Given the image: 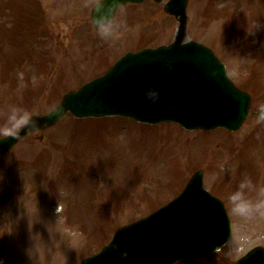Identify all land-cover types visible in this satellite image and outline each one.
<instances>
[{"label": "rangeland", "instance_id": "374dc122", "mask_svg": "<svg viewBox=\"0 0 264 264\" xmlns=\"http://www.w3.org/2000/svg\"><path fill=\"white\" fill-rule=\"evenodd\" d=\"M64 1L82 14L61 20L59 0L58 5L54 0H0V127L11 108L45 114L63 93L102 74L126 50L167 38L155 36V23L145 16L156 6L124 5L110 32L124 36L123 41L106 38L111 46L88 57H58L55 50L88 53L76 41L71 44L69 32L88 19L97 0ZM187 7L190 29L208 17L205 35L195 40L213 47L235 86L251 95V110L264 105V0H189ZM28 39V50L35 47L38 57L25 55ZM254 121L247 117L237 134L222 140L227 133L218 130L186 132L170 123L148 126L67 115L42 138L26 137L0 158V258L4 264H79L118 228L170 201L199 168L207 190L225 193L251 181L252 193L254 175L246 165L252 158L259 171L264 166V151L248 137ZM232 145L242 151H231ZM228 166L235 171L233 180ZM228 197L225 203L232 208ZM229 217L231 237L218 253L192 254L173 264H232L255 246L264 248V216L232 212Z\"/></svg>", "mask_w": 264, "mask_h": 264}, {"label": "water", "instance_id": "95a60500", "mask_svg": "<svg viewBox=\"0 0 264 264\" xmlns=\"http://www.w3.org/2000/svg\"><path fill=\"white\" fill-rule=\"evenodd\" d=\"M126 1L141 0H106L98 9H114ZM175 4L183 8L182 0ZM203 49L186 44L183 51L171 46L169 52L146 49L127 54L103 76L63 95L51 112L33 119L39 130L70 113L77 118L118 115L150 124L171 121L188 130L223 127L236 131L246 117L249 95L235 88L224 66ZM150 89L159 93L155 105L146 97ZM57 109L63 111L58 115ZM29 131L20 129L16 137L0 139V155ZM229 235L222 204L203 190L199 172L178 198L119 229L107 247L81 264H171L191 253L216 251ZM233 264H264V250L255 248Z\"/></svg>", "mask_w": 264, "mask_h": 264}, {"label": "clouds", "instance_id": "9594fccd", "mask_svg": "<svg viewBox=\"0 0 264 264\" xmlns=\"http://www.w3.org/2000/svg\"><path fill=\"white\" fill-rule=\"evenodd\" d=\"M99 0H97V3ZM98 30L108 35L111 32V22L98 21ZM147 99L152 104H156L159 100V93L155 90H149L146 93ZM63 109H57L59 115ZM27 128L29 130H39L40 127L33 119V116L26 110L19 108H11L8 114L7 122L0 127V135L8 137H16L20 129ZM2 179V177H0ZM251 189V181H243L238 187L232 191L228 197L231 202L232 212L242 217H251L254 214H264V198L253 200L250 198L249 191ZM264 191V190H262ZM0 264H4L3 258H0Z\"/></svg>", "mask_w": 264, "mask_h": 264}, {"label": "flooded vegetation", "instance_id": "af4514ba", "mask_svg": "<svg viewBox=\"0 0 264 264\" xmlns=\"http://www.w3.org/2000/svg\"><path fill=\"white\" fill-rule=\"evenodd\" d=\"M84 7H87L86 6V3H83ZM72 12L76 13L77 15L78 14H82L80 10H73L72 9ZM84 13H86V11L84 10ZM121 15L123 16V13H121ZM154 15H155V18H160V15H163V11H162V8L160 6V4H157V6L155 7V11H154ZM164 17L167 19V20H171L172 22L175 23V20L173 17H167L164 15ZM160 23V22H159ZM169 31L170 35L169 37H172L173 34H174V28L172 26V28H168V26L166 25H163V24H159L156 26L155 28V36L159 33L161 34H165V31ZM73 32V30H72ZM82 34V36H81ZM112 33L108 34V35H105L106 37L104 38L106 40V38H110ZM74 37L77 38L80 37V41L77 40L78 44L83 46V47H90L93 43V39L92 37L90 36V30H89V27H86V26H83V27H79L76 29V31L74 32ZM58 55H61L63 53V50H56L55 51ZM256 127V124H254V127L253 129L251 130V132L255 131ZM261 129V133L262 135H264L263 131H264V125H262L260 127ZM263 141H264V137H263ZM262 150L264 151V142H263V145L261 146ZM255 167V170L254 169H251L250 171V174L253 176L254 175V181L257 182V181H260L261 184H264V166H263V169L261 171H259V169L257 168H260V164H256V163H252ZM252 164H251V167H252ZM254 182V183H255ZM253 190V185L251 184V189H250V192ZM257 199H261L259 197H254V201L257 200ZM258 215H260L258 213Z\"/></svg>", "mask_w": 264, "mask_h": 264}]
</instances>
